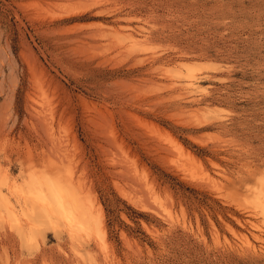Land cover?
Returning a JSON list of instances; mask_svg holds the SVG:
<instances>
[{
  "label": "rangeland",
  "instance_id": "obj_1",
  "mask_svg": "<svg viewBox=\"0 0 264 264\" xmlns=\"http://www.w3.org/2000/svg\"><path fill=\"white\" fill-rule=\"evenodd\" d=\"M263 202L264 0H0V264H264Z\"/></svg>",
  "mask_w": 264,
  "mask_h": 264
},
{
  "label": "bare ground",
  "instance_id": "obj_2",
  "mask_svg": "<svg viewBox=\"0 0 264 264\" xmlns=\"http://www.w3.org/2000/svg\"><path fill=\"white\" fill-rule=\"evenodd\" d=\"M187 86V85H186ZM45 120V119H44ZM55 180V179H54ZM17 181V180H16ZM39 181V180H38ZM61 183V182H60ZM69 183V182H68ZM45 184V182H43V183H41V182H35L34 183V187L35 188H37L39 191H40V193L42 194L43 193V191H44V188H43V185ZM47 184V183H46ZM50 184V183H49ZM60 185V184H59ZM68 185V184H67ZM58 186V185H57ZM65 186V185H64ZM78 186V185H77ZM61 187V186H60ZM66 187V186H65ZM55 188V187H54ZM73 188V187H72ZM61 189V188H60ZM46 190H48V189H46ZM54 190V189H53ZM58 190H59V188H58ZM12 191V190H11ZM52 191V190H51ZM55 191V190H54ZM62 191V190H61ZM48 192V191H47ZM255 192V191H254ZM53 193V192H52ZM60 193V192H59ZM64 193V192H63ZM8 194V193H7ZM55 194V193H54ZM80 194V193H79ZM20 195H21V193H20ZM27 195V194H26ZM81 195V194H80ZM247 195H248V193H247ZM23 197V196H22ZM63 197V196H62ZM80 197V196H79ZM34 198V197H33ZM60 198V197H59ZM1 199H2V197H1ZM13 199V198H12ZM55 199V198H54ZM31 200V199H30ZM73 200H74V198H73ZM35 201H37L36 199H35ZM34 201V202H35ZM3 203H4V201H2ZM264 203V202H263ZM2 204V203H1ZM51 204V203H50ZM84 204V203H83ZM261 204V203H260ZM3 205V204H2ZM32 205V204H31ZM47 204H45V206H46ZM97 205V204H96ZM9 206V205H8ZM39 206V205H38ZM48 206V205H47ZM11 207V206H10ZM34 207H36V206H34ZM44 207V206H43ZM86 207V206H85ZM263 207H264V205H263ZM53 208V207H52ZM6 209V211H7V208H5ZM42 210V209H41ZM55 210V209H54ZM54 210H53V212H54ZM5 211V212H6ZM33 211H34V209H33ZM78 211H80L76 206H72V207H65L64 205H61L60 203H59V205L57 206V209H56V216H57V218H58V220L59 221H62V220H64V219H66L67 221H70V220H73V221H75V226L77 227V229L76 230H78V228H81V226H84V224H86L87 222H91L90 221V219L89 218H86V216L84 217V216H81V219L78 217V216H76V217H74L73 216V214L74 213H78ZM89 211V210H88ZM91 212H93L92 210H90ZM89 211V212H90ZM8 212H10V211H8ZM37 212V211H36ZM48 212V211H47ZM12 213V212H11ZM14 213V212H13ZM12 213V214H13ZM32 213V212H31ZM35 213V212H34ZM55 213V212H54ZM9 214V213H8ZM15 214V213H14ZM36 214H38V213H36ZM35 214V215H36ZM81 214V213H80ZM84 214V213H83ZM87 214V213H86ZM42 215H43V213H42ZM90 215H91V213H90ZM10 216V215H9ZM13 216V215H12ZM11 216V217H12ZM15 216V215H14ZM28 216V215H27ZM37 216V215H36ZM13 218V217H12ZM15 218V217H14ZM34 218H35V216H34ZM33 218V219H34ZM56 218V217H55ZM74 218V219H73ZM76 218V219H75ZM23 219V218H22ZM30 219V218H29ZM36 219V218H35ZM15 220H16V218H15ZM40 221H42V220H39V222ZM65 221V220H64ZM73 221H72V223H73ZM71 222V221H70ZM94 223V222H93ZM41 225V224H40ZM39 225V226H40ZM38 226V227H39ZM55 226V225H54ZM68 226H69V232L71 233V232H74L73 230H72V228H71V226L68 224ZM84 232V231H83ZM82 232V233H83ZM66 233H68V232H66ZM91 233V232H90ZM92 233H93V231H92ZM78 234H80V233H78ZM74 235V234H73ZM75 238V237H74ZM76 244V243H75ZM79 249V248H78ZM87 249H89V248H87ZM82 255V254H81Z\"/></svg>",
  "mask_w": 264,
  "mask_h": 264
}]
</instances>
